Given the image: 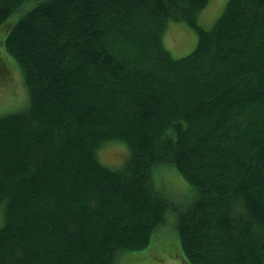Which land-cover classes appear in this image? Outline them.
<instances>
[{"label": "trees", "instance_id": "trees-1", "mask_svg": "<svg viewBox=\"0 0 264 264\" xmlns=\"http://www.w3.org/2000/svg\"><path fill=\"white\" fill-rule=\"evenodd\" d=\"M27 1L0 0L28 93L0 115V264H117L169 222L179 264H264V0H228L208 30L209 0ZM169 22L197 35L182 58ZM110 141L122 167L98 159Z\"/></svg>", "mask_w": 264, "mask_h": 264}, {"label": "rangeland", "instance_id": "rangeland-1", "mask_svg": "<svg viewBox=\"0 0 264 264\" xmlns=\"http://www.w3.org/2000/svg\"><path fill=\"white\" fill-rule=\"evenodd\" d=\"M228 0H209L206 7L197 15L198 25L205 30L210 29L223 11ZM36 1L31 0L23 4L26 11L34 7ZM23 13H14L8 23L17 20ZM6 27L3 26L2 28ZM0 28V59L6 66L7 76H0V115L9 114L24 108L28 104L27 88L19 67L5 50L4 40L8 29ZM197 35L195 31L183 22H169L163 33L162 42L173 58H182L195 47ZM5 71V72H6ZM98 159L108 167H122L128 156L127 148L119 142L110 141L101 146L97 152ZM159 171V170H158ZM158 179L163 181L160 186L179 205L189 201L193 195L191 186L186 183L178 173L172 168H162L158 173ZM181 203V204H180ZM2 222V211L0 209V225ZM174 228L169 222L167 225L156 230V237L153 238L149 246L139 252H126L122 254L117 264H179V260L168 255L175 246L165 245L167 238L175 243ZM164 234L166 238L159 236Z\"/></svg>", "mask_w": 264, "mask_h": 264}]
</instances>
